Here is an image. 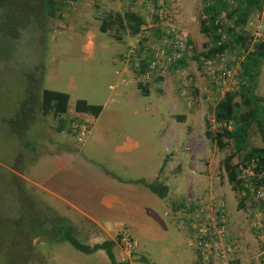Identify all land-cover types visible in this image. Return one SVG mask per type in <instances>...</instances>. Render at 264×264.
Here are the masks:
<instances>
[{
  "label": "rangeland",
  "instance_id": "rangeland-1",
  "mask_svg": "<svg viewBox=\"0 0 264 264\" xmlns=\"http://www.w3.org/2000/svg\"><path fill=\"white\" fill-rule=\"evenodd\" d=\"M164 1L175 13L177 27L188 35L189 65L183 73L162 75L160 81L137 79L131 64L121 68L136 38L117 40L114 32L101 30L104 14L124 13L131 0H78L56 17L32 23L16 42L0 33V264H112L104 251L86 254L62 237L71 229L89 247L118 240V235L102 231L95 222L108 230L117 222L128 226L135 251L128 256L118 242L114 253L119 263H194L195 230L185 213L173 208L214 189V178L203 192L193 188L192 173L199 170L219 177L223 191L214 197L226 208L228 203L234 224L245 239L250 236L255 242L253 229L244 226L253 210L252 199L243 201V193L233 190L222 169L232 147L219 150L206 135L208 126L212 133L218 130L213 116L218 98L204 64L195 58L209 45L200 30L203 0ZM23 11L21 18H26L30 10ZM241 32L253 39L264 36V12L253 15ZM235 58L225 56L217 62L218 68ZM141 81L149 88V96L139 89ZM234 83L231 79L224 85L221 97ZM44 90L70 95L65 116L69 127L60 129L59 117L44 115L37 107ZM186 91L193 96L190 104ZM256 94L264 100V64ZM78 100L102 106V118L77 114ZM179 116H185L184 120ZM83 126L88 133L80 138ZM122 137L128 138L127 151L119 155L125 148L115 145ZM178 138L184 143L181 149L174 147ZM250 144L263 146L255 126ZM183 153L192 160L188 166ZM76 156L83 159L77 163L85 168L77 166V160L64 167ZM91 158L100 164H88ZM100 171L121 182L137 178L168 187L176 179L182 190L178 198L170 193L161 200L142 185L118 182L117 187L127 188L121 193L128 199L126 209L118 211L126 199L102 188ZM164 174L171 182H165ZM241 201L245 208L240 210ZM136 256L145 259L142 262Z\"/></svg>",
  "mask_w": 264,
  "mask_h": 264
},
{
  "label": "trees",
  "instance_id": "trees-1",
  "mask_svg": "<svg viewBox=\"0 0 264 264\" xmlns=\"http://www.w3.org/2000/svg\"><path fill=\"white\" fill-rule=\"evenodd\" d=\"M76 1L78 0H0V33L10 35L12 41L16 42L21 32L31 27L32 23H37L39 19L42 21V18H54L66 7L75 4ZM152 1L153 3L157 2V0ZM137 6L136 0H131L130 4L124 7V13H105L102 19V32L105 34L114 32L113 36L117 40H123L125 36L136 38L145 23L141 13L143 7L140 8L139 12L132 10L133 7ZM19 9L20 11L24 10L22 13L30 10V13L26 18H21L22 14L18 11ZM263 12L264 0H203L200 30L208 38L209 45H206L205 51L199 57H195L201 64H204L205 68H207V62L214 61L213 76L221 73L217 62H220L227 55L236 57L232 63L229 61L223 66V69L226 68L227 71L231 72L232 78L225 77L223 80L216 81L210 77L212 89L217 93L218 98L213 109L214 122L218 126V130L212 133L208 126L206 135L219 150L232 147V152L222 162V169L225 171L233 190L243 193V201L251 197L250 203L253 208L255 203L249 186L251 188L264 186V100L256 94L258 79L264 64V36L259 37L260 39H253L245 36L241 30L249 23L253 15ZM16 17L19 19L18 22ZM168 28L170 27L155 29L156 35H165ZM14 30L18 33L17 35H13ZM188 65V56L185 54L171 71L177 72L188 68ZM146 66V60L143 61L140 68H136L133 63L131 64L137 79L142 78ZM156 77L158 81L163 80L161 79L162 75ZM151 79L144 80L149 82ZM231 79L235 80L234 87L226 91L221 97L220 93L224 89V82L227 83ZM142 82L144 81L140 82L139 89L143 91V95L149 96L150 90ZM69 103V94L44 90L40 105L37 107H40L44 115L59 117V122H61L59 126L60 129H63L66 121L64 116L68 115L70 111ZM102 111V106L91 105L86 100H78L75 104L77 114L90 115L95 119L101 115ZM178 118L183 121L185 116ZM253 126L256 127L261 137L263 144L261 147H252L250 144V131ZM26 146L29 148L30 143H27ZM139 182L149 187L161 199L168 196V186L158 183L148 184L144 180ZM238 208L244 209L245 204L242 201L239 202ZM173 210L177 213H185V219L191 221L196 208L194 203L189 201L186 204L176 205ZM228 218L231 221V216L228 215ZM235 230L240 231L239 229ZM62 237L66 238L78 251L92 254L104 250L112 264H124L117 261L114 253V247L118 240L105 241L89 247L75 238L71 229H68ZM144 259L141 257L139 260L143 262ZM195 264L202 263L198 261Z\"/></svg>",
  "mask_w": 264,
  "mask_h": 264
},
{
  "label": "built area",
  "instance_id": "built-area-1",
  "mask_svg": "<svg viewBox=\"0 0 264 264\" xmlns=\"http://www.w3.org/2000/svg\"><path fill=\"white\" fill-rule=\"evenodd\" d=\"M136 3L138 6L133 7L132 10L139 12L143 7L141 13L145 23L136 36V42L131 44L128 53L123 56L122 64L127 68L133 63L136 68H140L146 60V71L142 78L151 79L170 72L173 66L183 58L188 50V35L177 27L175 13L165 8L164 0H157L156 3L152 0L147 2L136 0ZM165 27H170L166 29L165 35H156L155 29ZM257 36L260 35L257 34ZM140 49L142 50L139 54ZM206 65L208 76L216 81L233 76L226 68L223 69L224 67H220L221 73L213 76L214 61L207 62ZM185 70L181 69L177 72L183 73ZM184 96L190 104L193 98L191 93L186 91ZM87 133L88 128L83 126L79 133L80 138ZM217 179L220 180L219 177ZM249 188L253 194L255 207L244 226L253 229L256 236L253 248L255 249L256 245V249L248 253L247 258L251 264H264V186L252 188L249 186ZM214 194L210 189L203 195H197L192 199L196 211L190 222L195 230L193 245L197 259L202 264H244L241 257L244 253L242 244L246 241L244 233L233 229L226 205L221 199H216ZM118 242L128 256L134 253L135 243L127 227L119 230Z\"/></svg>",
  "mask_w": 264,
  "mask_h": 264
},
{
  "label": "crops",
  "instance_id": "crops-1",
  "mask_svg": "<svg viewBox=\"0 0 264 264\" xmlns=\"http://www.w3.org/2000/svg\"><path fill=\"white\" fill-rule=\"evenodd\" d=\"M124 66H123V64L121 63V68H123ZM125 71H127V70H124V72ZM125 74V76H126V78H129L130 77V75L128 74V73H124ZM138 80L136 79V82H137ZM103 112V111H102ZM80 115V114H79ZM101 115H102V113H101ZM66 116V115H65ZM65 116H64V119H65ZM84 116H86V115H84ZM90 117V116H89ZM93 119H95L94 117H92ZM100 119L102 118L101 116L99 117ZM98 118V120H100ZM92 119V120H93ZM70 125H69V123H67V124H65V127L67 128V127H69ZM64 127V128H65ZM103 131H105V132H110L109 131V129H104L103 128ZM79 136V135H78ZM115 135L114 134H110V137L111 138H113ZM179 139V143H177L174 147H177L178 149H181L182 148V146H184V143L182 142L183 140L181 139V138H178ZM181 139V140H180ZM126 141V142H125ZM181 141V142H180ZM128 142V138L127 137H122V141L119 143V144H116L115 146H116V148L117 147H124L125 148V151L123 152V153H121V154H119V155H122V154H125V152L127 151V148L124 146L126 143ZM124 148H122V149H124ZM177 151H180V150H177ZM180 153V152H179ZM169 154V153H168ZM172 154V153H171ZM185 155V160L187 161V166L190 164V161H192V160H190L189 161V158H188V153L187 154H185V153H183V156ZM180 158H183V157H180ZM180 158L178 159V160H180ZM192 158V157H191ZM114 160H116V158H113ZM74 160H77L76 161V163L78 162V160H82L83 161V159H81L80 157H78V156H76L75 158H72V159H70V160H67L65 163H64V167H66L67 165H71V163L72 162H74ZM182 160H184V159H182ZM90 162V163H89ZM88 162V164H90V165H92L93 164V162L95 163V164H100L99 162H97L95 159H93V158H91V160ZM164 162H165V160H164ZM92 163V164H91ZM167 164H168V162H167ZM77 166H81V167H83V168H85V166H83V165H80L79 163H77L76 164ZM177 165V162L175 163V166ZM164 168V167H163ZM163 170V169H162ZM161 170V173L163 172ZM174 171H175V169H174ZM174 171H171V172H174ZM202 173V171H198L197 173L196 172H194V173H192L194 176H195V180H194V185H193V188H195V190L196 191H199V192H203L206 188H208L209 186H210V184H211V181H212V179L214 178L215 180H214V189H212L213 190V193H215V194H222V191H223V189H222V186H220V183H219V181H218V179H217V177L214 175V173L212 174L211 173V175L210 176H208V173L207 174H201ZM99 173V180H100V182L102 183V188H104L105 190H110L111 192H115V193H117V195H118V197H122V198H124V199H126V194H122L121 193V191H123V190H126L127 188L125 187V186H119V187H117V184H118V182L120 183V184H126V185H128V186H138V185H142L143 186V188H145V189H147V190H149L151 193H153L150 189H149V187H147V186H145L143 183H141V182H139V179L137 180V178H136V180H133V179H129V180H123L122 182L120 181L121 179L120 178H111V179H109L110 177L107 175V174H105L103 171H100V172H98ZM164 179H165V182H171V181H168L167 180V176H166V174H164ZM187 177H189V175H187ZM74 183V182H73ZM148 184H152V183H148ZM70 188L72 189V186H70ZM136 188H139V187H134V189L133 190H139V193H143V192H145V191H142V190H145V189H136ZM188 189V188H187ZM173 190V191H172ZM175 190V191H174ZM182 190V186L177 182V180L176 179H174V180H172V182H171V184H169V193H168V195H170V193L171 194H173V196L175 197V198H178V196L180 195L179 193H180V191ZM196 191H194L193 193L195 194L196 193ZM153 194H155V193H153ZM191 193H188V196L190 195ZM156 195V194H155ZM156 196H158V195H156ZM160 198V197H159ZM117 199V198H116ZM161 199V198H160ZM162 200V199H161ZM191 199H190V197H189V201H190ZM188 201V202H189ZM127 202H128V199H126L125 200V202H123V204L121 205V206H117V209H119L118 211H123V210H125L126 209V206H127ZM227 207H228V203H227ZM116 208V207H115ZM166 215H168L167 213H166ZM96 224H97V228H99V229H101L102 231H104V232H106V233H108L109 231L110 232H112L113 233V235H118V232H119V230L122 228V227H127L128 228V226H126V224L124 223V222H117V223H115L114 224V229H113V226H109V230L108 229H105L103 226H101V225H99V223H97V222H95ZM231 225H232V227H233V229L235 230V229H238L239 227H238V225H236V224H234V220H233V218L231 217ZM111 236H112V234H111ZM254 240L250 237V236H247L246 237V241H245V243L243 242V244H242V249L244 250V253L242 254V259H243V263L244 264H251L250 263V261H249V259L247 258L248 257V253H251V252H253L255 249L253 248L254 247ZM103 251L104 250H99L98 252H96V253H98V254H100L101 252H102V254H103ZM105 252V251H104ZM106 253V252H105ZM107 255V254H106ZM138 259L137 260H139L140 258L138 257V256H136ZM196 262H198V259H197V256H196V258H195V262L194 263H188V264H195ZM129 264H131V263H129Z\"/></svg>",
  "mask_w": 264,
  "mask_h": 264
},
{
  "label": "clouds",
  "instance_id": "clouds-1",
  "mask_svg": "<svg viewBox=\"0 0 264 264\" xmlns=\"http://www.w3.org/2000/svg\"><path fill=\"white\" fill-rule=\"evenodd\" d=\"M124 66V65H123ZM125 67V66H124ZM80 137V136H79ZM207 190H210V189H207ZM212 190V189H211ZM227 212H228V207H227Z\"/></svg>",
  "mask_w": 264,
  "mask_h": 264
}]
</instances>
